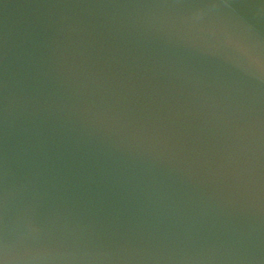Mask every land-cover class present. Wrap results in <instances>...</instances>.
I'll return each instance as SVG.
<instances>
[{"label":"water","instance_id":"obj_1","mask_svg":"<svg viewBox=\"0 0 264 264\" xmlns=\"http://www.w3.org/2000/svg\"><path fill=\"white\" fill-rule=\"evenodd\" d=\"M0 264H264V0H0Z\"/></svg>","mask_w":264,"mask_h":264}]
</instances>
